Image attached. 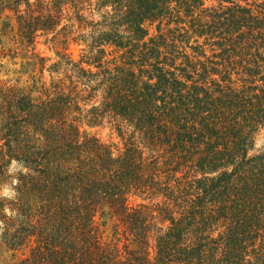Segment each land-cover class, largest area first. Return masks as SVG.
Instances as JSON below:
<instances>
[{
	"label": "trees",
	"instance_id": "1",
	"mask_svg": "<svg viewBox=\"0 0 264 264\" xmlns=\"http://www.w3.org/2000/svg\"><path fill=\"white\" fill-rule=\"evenodd\" d=\"M206 3L0 0L29 42L84 46L0 79V264H264V0Z\"/></svg>",
	"mask_w": 264,
	"mask_h": 264
},
{
	"label": "rangeland",
	"instance_id": "2",
	"mask_svg": "<svg viewBox=\"0 0 264 264\" xmlns=\"http://www.w3.org/2000/svg\"><path fill=\"white\" fill-rule=\"evenodd\" d=\"M218 2L219 0H207L206 5H217ZM52 39V35L49 37L40 36L33 43L29 42L21 35L10 14L0 17V79L9 86L34 89L42 86L45 82H51L52 75L49 67L58 60V51L68 52L76 60L81 59L84 46L73 41L70 44H63L61 42L62 37L56 41ZM41 58L46 60L43 71ZM85 129L96 134L103 142H121L118 133L109 125L91 128L86 126ZM262 149H264V129L256 134L255 147L252 153ZM18 170L20 168L14 163L11 172L14 173ZM5 192L8 193L9 190L5 189ZM98 223L105 242H125L124 229L107 212L98 216ZM20 256L21 252H18L17 257ZM5 257L11 259L12 253H6Z\"/></svg>",
	"mask_w": 264,
	"mask_h": 264
}]
</instances>
